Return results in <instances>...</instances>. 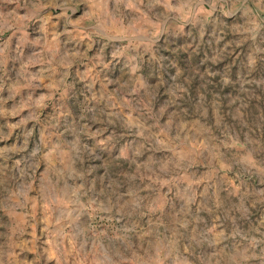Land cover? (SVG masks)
<instances>
[{"label": "rangeland", "instance_id": "1", "mask_svg": "<svg viewBox=\"0 0 264 264\" xmlns=\"http://www.w3.org/2000/svg\"><path fill=\"white\" fill-rule=\"evenodd\" d=\"M0 264H264V0H0Z\"/></svg>", "mask_w": 264, "mask_h": 264}]
</instances>
